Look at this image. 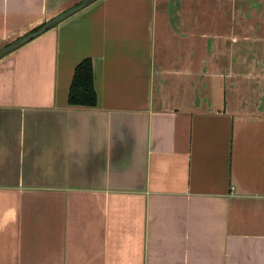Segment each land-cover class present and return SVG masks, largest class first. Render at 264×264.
<instances>
[{
	"label": "crops",
	"instance_id": "obj_1",
	"mask_svg": "<svg viewBox=\"0 0 264 264\" xmlns=\"http://www.w3.org/2000/svg\"><path fill=\"white\" fill-rule=\"evenodd\" d=\"M84 1L0 0V50ZM0 264H264V0H95L1 55Z\"/></svg>",
	"mask_w": 264,
	"mask_h": 264
},
{
	"label": "trees",
	"instance_id": "obj_2",
	"mask_svg": "<svg viewBox=\"0 0 264 264\" xmlns=\"http://www.w3.org/2000/svg\"><path fill=\"white\" fill-rule=\"evenodd\" d=\"M34 28V32L44 26ZM70 106L94 107L98 96L94 85V70L91 58L81 60L74 68L67 97Z\"/></svg>",
	"mask_w": 264,
	"mask_h": 264
},
{
	"label": "water",
	"instance_id": "obj_3",
	"mask_svg": "<svg viewBox=\"0 0 264 264\" xmlns=\"http://www.w3.org/2000/svg\"><path fill=\"white\" fill-rule=\"evenodd\" d=\"M95 0H85L84 2H82L79 6L73 7L65 12H63L62 14H60L59 16L49 20L48 22L45 23L44 26H42L41 28H39L38 30L27 34L26 36L16 40L14 43H12L11 45L6 46L5 48H3L2 50H0V56L5 54L6 52H9L19 46H21L22 44L34 39L35 37L39 36L40 34L44 33L45 31H47L48 29L52 28L54 25H56L57 23H59L61 20H63L64 18L68 17L69 15H71L72 13L76 12L77 10L89 5L90 3H92Z\"/></svg>",
	"mask_w": 264,
	"mask_h": 264
}]
</instances>
